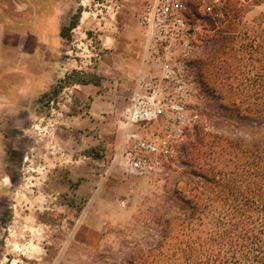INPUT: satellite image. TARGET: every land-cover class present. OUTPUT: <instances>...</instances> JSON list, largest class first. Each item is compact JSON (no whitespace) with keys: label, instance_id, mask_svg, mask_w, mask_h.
<instances>
[{"label":"rangeland","instance_id":"1","mask_svg":"<svg viewBox=\"0 0 264 264\" xmlns=\"http://www.w3.org/2000/svg\"><path fill=\"white\" fill-rule=\"evenodd\" d=\"M126 1L83 0L81 11L95 12L102 26ZM56 3L0 0V117L10 102L24 97L22 89L29 79L21 59L12 55L13 40L26 30L44 29L56 14ZM202 3L213 6V15L219 16L214 0H191L193 13ZM239 3L246 9L235 22V45L243 38L251 41L253 30L264 23V1ZM205 20H198L202 35L208 33ZM100 35L97 27L68 32V46L62 54L67 73L41 96L47 110L45 121L53 118L76 88L71 85L96 82L97 65L107 51ZM48 36L55 40L54 31ZM201 44L198 41L192 59ZM206 100L197 85L188 100L184 128L192 125L194 114ZM0 132V264H131L133 250L145 247L156 236L151 227L161 220L173 191L187 193L189 189L176 179L178 172L187 169L180 153L155 172L136 174L126 168L123 159L102 160L104 153L99 151H94L99 160L93 163L67 157L65 148L49 143V131L43 128L36 130L35 140L28 137L27 128Z\"/></svg>","mask_w":264,"mask_h":264},{"label":"trees","instance_id":"2","mask_svg":"<svg viewBox=\"0 0 264 264\" xmlns=\"http://www.w3.org/2000/svg\"><path fill=\"white\" fill-rule=\"evenodd\" d=\"M218 9L191 60L207 100L179 145L187 169L176 179L189 189L173 191L131 264H264V23L235 45L246 6L221 0Z\"/></svg>","mask_w":264,"mask_h":264},{"label":"crops","instance_id":"3","mask_svg":"<svg viewBox=\"0 0 264 264\" xmlns=\"http://www.w3.org/2000/svg\"><path fill=\"white\" fill-rule=\"evenodd\" d=\"M56 2V14L45 22L44 29L26 30L13 40L12 55L21 59L29 79L22 89L24 97L5 107L0 129L27 128L28 137L35 140L36 130L43 128L49 131V143L65 148L67 157L73 155L93 163L99 160L94 151H99L104 153L102 160L120 161L125 133H144L142 129L128 128L122 116L138 81L144 50V38L136 18L138 0H127L116 16L110 15L102 26L95 12L81 11L83 0ZM72 17L75 24L68 32L97 27L107 51L97 65L96 82L71 85L76 88L62 101L53 118L45 121L47 110L41 104V96L57 78L67 73L62 54L68 40L61 35V30L69 26ZM52 31L56 35L54 41L48 36ZM37 82L41 87L33 85ZM22 121L26 124H21ZM2 171L0 166V176Z\"/></svg>","mask_w":264,"mask_h":264},{"label":"built area","instance_id":"4","mask_svg":"<svg viewBox=\"0 0 264 264\" xmlns=\"http://www.w3.org/2000/svg\"><path fill=\"white\" fill-rule=\"evenodd\" d=\"M214 3L219 8L221 0ZM213 13L206 3L193 13L191 0H138L144 50L123 115L128 128L144 133H125L120 156L130 172H155L178 158L188 100L197 90L191 59L199 41L198 20Z\"/></svg>","mask_w":264,"mask_h":264}]
</instances>
